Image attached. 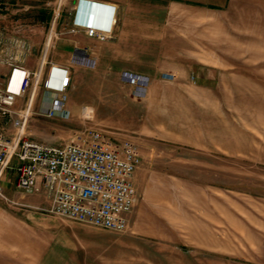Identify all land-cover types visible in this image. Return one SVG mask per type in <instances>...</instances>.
Segmentation results:
<instances>
[{"label": "rangeland", "instance_id": "1", "mask_svg": "<svg viewBox=\"0 0 264 264\" xmlns=\"http://www.w3.org/2000/svg\"><path fill=\"white\" fill-rule=\"evenodd\" d=\"M76 1L4 0L0 41H30L40 59L51 26L49 50L67 31ZM253 19L241 43L220 46L226 83L205 91L203 101L218 107L199 118L172 100L150 110L128 88H71L66 119L31 116L25 133L33 141L66 142L84 128L131 140L146 183L122 232L50 214L28 201L33 194L1 189L0 207L24 219L47 250L42 263L29 256L20 264H264V12Z\"/></svg>", "mask_w": 264, "mask_h": 264}, {"label": "crops", "instance_id": "2", "mask_svg": "<svg viewBox=\"0 0 264 264\" xmlns=\"http://www.w3.org/2000/svg\"><path fill=\"white\" fill-rule=\"evenodd\" d=\"M93 1L98 2L94 25L110 33L107 40L87 37L81 30ZM263 5L264 0H77L71 8L67 31L58 33L61 37L53 41L48 60L68 65L76 47L89 50L95 64L71 65L68 95L71 88H128L134 98L148 100L150 110L172 100L177 102V108L186 106L194 118H199L203 115L201 109L218 107L217 102L203 101L205 91L215 88L217 92L216 88L226 83L227 65L220 46L241 43L243 24L253 22L254 14L264 12L260 8ZM30 43L27 41L29 52H19L18 57L27 70L33 71L39 59L35 61L37 50ZM6 70L0 65V76ZM123 73L147 77L145 94L135 95L134 87L122 81ZM60 76L59 70L50 72L46 65L42 86L48 79L56 86ZM167 88H171L169 96L164 91ZM74 98L78 99L77 95ZM49 103L47 100L40 110L46 111ZM69 113L68 106L57 117L66 119ZM139 167L134 175L137 207L144 200L146 183ZM10 173L6 171L0 180L1 189L7 193L14 187ZM28 201L45 206V211L49 206L48 198L42 194H33ZM33 233L24 219L0 207V264L24 263L29 256L33 263L45 261L47 250L41 242L35 244Z\"/></svg>", "mask_w": 264, "mask_h": 264}, {"label": "built area", "instance_id": "3", "mask_svg": "<svg viewBox=\"0 0 264 264\" xmlns=\"http://www.w3.org/2000/svg\"><path fill=\"white\" fill-rule=\"evenodd\" d=\"M97 3H91L81 30L87 37L103 41L110 33L94 25ZM3 6L4 0H0V11ZM53 27L33 71L27 70L18 57L19 52H29L25 40L14 37L6 39L7 43L0 41V65L7 69L0 76V180L6 171L12 172L17 191L48 198L46 212L50 214L103 229L125 231L137 195L134 175L141 163L134 142L117 140L104 130L93 128H84L75 138L57 144L33 141L26 136L32 115L52 118L65 112L71 65L95 64L87 48L77 47L68 65L49 61ZM10 45L13 51L9 50ZM46 65L50 72L59 70L61 76L56 86L49 79L43 85L44 91L53 96L49 108L42 111L34 107V101ZM121 79L134 87L135 95L147 91V77L123 73ZM0 197L4 198L1 186Z\"/></svg>", "mask_w": 264, "mask_h": 264}, {"label": "trees", "instance_id": "4", "mask_svg": "<svg viewBox=\"0 0 264 264\" xmlns=\"http://www.w3.org/2000/svg\"><path fill=\"white\" fill-rule=\"evenodd\" d=\"M52 96H53V94L51 92H47V91L43 92V97H44L43 99H45V100L50 101Z\"/></svg>", "mask_w": 264, "mask_h": 264}]
</instances>
